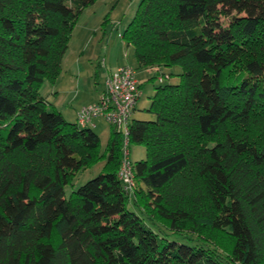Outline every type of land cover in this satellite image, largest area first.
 <instances>
[{
	"label": "trees",
	"instance_id": "obj_1",
	"mask_svg": "<svg viewBox=\"0 0 264 264\" xmlns=\"http://www.w3.org/2000/svg\"><path fill=\"white\" fill-rule=\"evenodd\" d=\"M94 2L0 0V264H264V0H139L122 43L139 67L179 66V80L157 68L153 118L134 105L127 147L145 157L132 192L110 126L104 170L66 197L100 138L39 86Z\"/></svg>",
	"mask_w": 264,
	"mask_h": 264
},
{
	"label": "rangeland",
	"instance_id": "obj_2",
	"mask_svg": "<svg viewBox=\"0 0 264 264\" xmlns=\"http://www.w3.org/2000/svg\"><path fill=\"white\" fill-rule=\"evenodd\" d=\"M138 2L139 0H95L93 4L85 7L77 18L67 49L60 61L59 74L53 80L45 78L39 86V93L50 106L59 107L68 121L73 122L75 113L80 107L99 99L104 73L109 69L108 72L122 65L135 69V76L140 81L141 89L133 113L136 119L153 118V114L146 109L151 102L154 88L160 84L156 78L158 74L167 73L170 76L168 80L173 83L179 80L177 75L180 71L179 66L139 67L133 46L123 45L121 34L132 19ZM220 20L225 22L226 18L221 16ZM112 66L118 67L113 69ZM157 68L161 69L158 74L155 72ZM238 72H242L240 65H236L229 73ZM94 121L96 126L92 129L100 138L98 147L100 158L81 169L71 182L65 185L66 197L71 190L104 170L106 157L102 155L106 154L105 147L110 135V125L101 118H95ZM127 149L132 163L145 157L143 144L129 143ZM129 208H133L132 204H129ZM200 231H204L203 235L220 251L228 250L230 239L227 234L208 231L205 226L200 227Z\"/></svg>",
	"mask_w": 264,
	"mask_h": 264
},
{
	"label": "built area",
	"instance_id": "obj_3",
	"mask_svg": "<svg viewBox=\"0 0 264 264\" xmlns=\"http://www.w3.org/2000/svg\"><path fill=\"white\" fill-rule=\"evenodd\" d=\"M135 74V69L128 65L108 72L103 78L99 99L80 107L75 117L78 124L91 126L96 125L95 118H101L121 133L122 159L118 177L127 192H132L134 187L133 163L129 160L127 149V130L134 105L140 96L139 82Z\"/></svg>",
	"mask_w": 264,
	"mask_h": 264
},
{
	"label": "crops",
	"instance_id": "obj_4",
	"mask_svg": "<svg viewBox=\"0 0 264 264\" xmlns=\"http://www.w3.org/2000/svg\"><path fill=\"white\" fill-rule=\"evenodd\" d=\"M116 67H118V66H112L113 69L116 68ZM149 68H152V67H149ZM109 70H110V69H109ZM109 70H107V71L104 73V76H105V74H106ZM137 80H138V79H137ZM138 81H139V80H138ZM139 83H140V81H139ZM58 108H59V107H58ZM59 110L61 111L62 114H64L60 108H59ZM75 117H76V113H75V116H74V120H75ZM74 120H73V121H74Z\"/></svg>",
	"mask_w": 264,
	"mask_h": 264
}]
</instances>
